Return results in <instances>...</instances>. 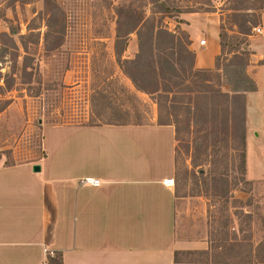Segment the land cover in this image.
Instances as JSON below:
<instances>
[{"label":"rangeland","instance_id":"1","mask_svg":"<svg viewBox=\"0 0 264 264\" xmlns=\"http://www.w3.org/2000/svg\"><path fill=\"white\" fill-rule=\"evenodd\" d=\"M150 1L0 0V165L38 161L48 126L103 123L105 91L132 123L157 118L176 128L178 236L203 247L181 259L264 264V179L250 181L243 167L248 45L264 0H167L164 14ZM160 18L176 34L174 49L153 42L155 72L126 63L140 52L142 24ZM196 26L211 43L222 33L226 45L218 66L200 72L186 52L178 62ZM134 41L138 52H126Z\"/></svg>","mask_w":264,"mask_h":264},{"label":"crops","instance_id":"2","mask_svg":"<svg viewBox=\"0 0 264 264\" xmlns=\"http://www.w3.org/2000/svg\"><path fill=\"white\" fill-rule=\"evenodd\" d=\"M258 26L246 66L256 88L245 93L246 174L255 182L264 179V12ZM202 29L187 28L195 67L213 68L220 37L201 45ZM127 50L137 53L136 42ZM43 135L38 161L0 165V264H47L56 252L64 264H199L175 262L176 251L203 247L178 236L177 189L167 183L173 125H51ZM84 178L101 184L81 185Z\"/></svg>","mask_w":264,"mask_h":264},{"label":"trees","instance_id":"3","mask_svg":"<svg viewBox=\"0 0 264 264\" xmlns=\"http://www.w3.org/2000/svg\"><path fill=\"white\" fill-rule=\"evenodd\" d=\"M152 4L157 5V12L158 13H169L171 11V8L169 7V5L167 4V0H151L150 1ZM138 25V24H137ZM140 25V24H139ZM256 26L255 24H253L251 26V28H245L244 32L247 35H250V31L252 30V27ZM138 27V26H137ZM140 27V26H139ZM136 26L134 28V30H136ZM132 30V31H134ZM131 32V31H130ZM129 32V33H130ZM138 35H139V39H140V52L137 55V57L133 60H127L126 63H130L135 65L139 70H143L144 71L147 69H151L152 68V72L156 71V68H154L152 66V62H153V50H152V45L153 42H159V44H162L164 42H166L165 46L170 48V49H174L175 47V39H176V34H174L173 32H170L167 28H165L162 24V19L160 18L159 20H155L154 22H151L150 24L148 23H144L142 24L141 28L138 30ZM120 33L117 34V37L120 38ZM220 46H221V53H225V48L226 45L223 42V37H222V33L220 34ZM187 43L185 48L181 49L179 56H178V62L181 63L182 62V57L183 55L186 53H188L191 57V61H192V66L191 69H195V72H200V71H205V70H209L210 68L207 69H199L197 70L195 68L194 62H195V57H196V52L192 49H190V45H191V40L190 37L187 35ZM172 54L174 55L175 52H172ZM221 55H219L216 58V63L215 66H218V60L220 58ZM167 62V67L168 69L172 70V71H176V68L173 64H171L169 61ZM129 77L131 78V80L133 81V83L135 84V86L138 88V90L141 91H146V88H144V86H141V84L138 82L137 78L127 72ZM252 81V88L248 89L247 91H251L254 90L256 88L255 86V82L251 79ZM122 92L126 93V95L128 96V99L133 100L134 98H136V96L134 94H132V92H130L129 90H127L126 88H124V90H122ZM100 96L102 97L104 103L103 105L100 107V112H97V118L106 124H130L132 123L129 119V113L127 108H120V107H116V106H112L111 103H109V101H106L105 97H110L109 95H106L105 91H101L99 92ZM112 98V97H111ZM97 109V106H94ZM161 124H171V123H167V122H160ZM133 124H142L139 121H135ZM95 125V124H94ZM245 165H246V155L244 153L243 156V167H244V171H245ZM195 251L192 250H188V251H176L175 252V262L176 263H199V261H186V260H182L181 259V255L182 254H187V255H192L195 254ZM63 253L62 252H56L53 255H50L48 257V261L47 264H64L63 263ZM201 263V262H200ZM203 263H225V262H203Z\"/></svg>","mask_w":264,"mask_h":264},{"label":"built area","instance_id":"4","mask_svg":"<svg viewBox=\"0 0 264 264\" xmlns=\"http://www.w3.org/2000/svg\"><path fill=\"white\" fill-rule=\"evenodd\" d=\"M254 31L256 34L261 33V28L255 27ZM201 45H205L206 43V39L201 40ZM168 184H174V180H168L167 181ZM80 184L81 185H92V186H99L101 184V181L99 179H95V178H84L80 180ZM47 252V250H45Z\"/></svg>","mask_w":264,"mask_h":264},{"label":"water","instance_id":"5","mask_svg":"<svg viewBox=\"0 0 264 264\" xmlns=\"http://www.w3.org/2000/svg\"><path fill=\"white\" fill-rule=\"evenodd\" d=\"M40 169H41V167H40L39 165H35V166H34V170H35V171H40Z\"/></svg>","mask_w":264,"mask_h":264}]
</instances>
